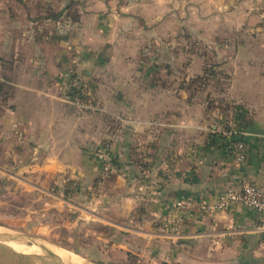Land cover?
I'll list each match as a JSON object with an SVG mask.
<instances>
[{
    "label": "crops",
    "instance_id": "1",
    "mask_svg": "<svg viewBox=\"0 0 264 264\" xmlns=\"http://www.w3.org/2000/svg\"><path fill=\"white\" fill-rule=\"evenodd\" d=\"M17 2L27 8L22 14ZM171 4L181 9L169 13ZM221 5L220 0H0V10L6 6L0 11V195L9 180L31 187L40 181L42 189L54 185L64 198L73 190L92 191L101 174L93 152L110 141L112 220L106 221L130 230L131 205L145 201L143 254L158 264H264L257 218L245 206L192 214L177 236L160 232L177 200L212 202L242 176L264 187V46L262 55L248 59L241 48L243 62L230 69V118L213 115L197 128L202 120L180 112L177 101L166 103L164 92L149 85L148 71L140 78L125 73L136 72L124 61L134 52L116 40L133 31L125 29L135 21L140 36L166 15L177 20L212 11L213 20L220 19ZM68 71L81 79L83 108L63 97L60 75ZM231 125L245 146L240 165L223 147L222 133ZM134 151L141 152L140 159L131 156ZM138 164L147 187L142 194L132 192L135 178L127 176ZM122 212L128 217L118 218Z\"/></svg>",
    "mask_w": 264,
    "mask_h": 264
},
{
    "label": "rangeland",
    "instance_id": "2",
    "mask_svg": "<svg viewBox=\"0 0 264 264\" xmlns=\"http://www.w3.org/2000/svg\"><path fill=\"white\" fill-rule=\"evenodd\" d=\"M220 1L223 2L218 11L220 19L213 20L212 11L205 16L181 15L177 20L166 15L158 25L149 23L147 32L143 30L140 36L137 33L140 23L127 24L125 30L129 27L134 32L128 29L118 33L116 39L134 52L124 61L135 65L136 72L125 73L140 78L148 71L149 85L164 92L166 103L171 105L172 101H177L180 112L191 113L197 121L202 120L197 128L207 125L205 118L213 115L220 119L230 118L231 105L226 94L230 69L236 68L235 63L240 58L243 62L241 48H246L244 58L248 59L262 55L264 46V0ZM15 6L20 14L27 10L18 2ZM170 6L169 13L173 8L181 9H176L177 4ZM5 8L3 6V10ZM3 10L0 11L4 14ZM78 101L82 103L81 99ZM107 143L111 146L110 141ZM131 153L134 159L141 158L140 151ZM111 169L101 170L97 188L83 193L73 190L66 198L62 191L54 189V185L42 189L40 181L38 187H31L9 180L5 193L0 195V235L34 245L39 251L37 256H46L43 248L54 247L94 264H158L155 257L143 254L148 248L141 221L142 209L147 205L145 201H135L131 205L130 230L125 231L124 224L114 229L106 221L112 220ZM141 173L139 164L127 171V176L135 178L133 193L142 194L147 189L142 185ZM121 179L120 184L125 178ZM92 211L100 216L91 214ZM125 216L128 214L122 212L118 218ZM160 232L163 233L162 227ZM48 261L53 262L50 258Z\"/></svg>",
    "mask_w": 264,
    "mask_h": 264
},
{
    "label": "built area",
    "instance_id": "3",
    "mask_svg": "<svg viewBox=\"0 0 264 264\" xmlns=\"http://www.w3.org/2000/svg\"><path fill=\"white\" fill-rule=\"evenodd\" d=\"M60 83L63 90V97L67 103L75 107H80L78 99L84 96V90L81 79L72 72H64L60 75ZM81 92V94H79ZM83 93V94H82ZM224 131L223 147L231 160L237 164H242L245 159V146L241 141V132L235 128ZM110 147H101L94 155L100 162L101 170L107 172L111 168ZM245 206L253 211L257 218L254 231L260 236V244L264 246V187L257 186L242 176L238 184L234 187H228L221 192L214 201L205 202L196 200L192 197L177 200L172 207L168 209L162 220L163 233L170 237L180 234V229L186 217L196 214L199 216L213 212H223L232 206Z\"/></svg>",
    "mask_w": 264,
    "mask_h": 264
},
{
    "label": "water",
    "instance_id": "4",
    "mask_svg": "<svg viewBox=\"0 0 264 264\" xmlns=\"http://www.w3.org/2000/svg\"><path fill=\"white\" fill-rule=\"evenodd\" d=\"M4 241H1V240ZM6 243H16L19 245L34 246L19 243L15 238L9 237L7 235H0V264H56L54 262L48 261V254L46 249H41L46 252V256H31L19 254L12 249H10ZM89 263V262H88ZM94 264V263H90Z\"/></svg>",
    "mask_w": 264,
    "mask_h": 264
},
{
    "label": "bare ground",
    "instance_id": "5",
    "mask_svg": "<svg viewBox=\"0 0 264 264\" xmlns=\"http://www.w3.org/2000/svg\"><path fill=\"white\" fill-rule=\"evenodd\" d=\"M1 234V233H0ZM5 234V233H4ZM14 236V235H13ZM12 237V236H11ZM17 237V236H16ZM19 239V238H18ZM25 239V238H24ZM23 239V240H24ZM28 239V238H27ZM22 240V239H21ZM22 240V241H23ZM28 241V240H27ZM35 241V240H30ZM24 244V243H23ZM13 251L24 255H37L39 251L34 246L19 245L16 243H6ZM39 246V245H38ZM38 248V247H37ZM40 248V247H39ZM41 250V249H40ZM48 257L56 264H90L80 259L75 254L66 252L59 248L46 247ZM42 251V250H41ZM46 254V253H45Z\"/></svg>",
    "mask_w": 264,
    "mask_h": 264
},
{
    "label": "trees",
    "instance_id": "6",
    "mask_svg": "<svg viewBox=\"0 0 264 264\" xmlns=\"http://www.w3.org/2000/svg\"><path fill=\"white\" fill-rule=\"evenodd\" d=\"M58 16H59V15L55 16V18H57ZM82 92H83V89H82ZM79 94H81V92H80ZM82 94H83V93H82ZM82 98H83V95H82ZM229 110H231V109H229ZM236 112H237V108L235 107V108H234V113L237 114ZM234 116H235V115H234ZM226 125L229 126L228 123H227ZM228 129H230V127H228L225 131H228ZM222 140L224 141V137H223V136H222ZM105 146L108 147L109 144H104V145H102L103 148H105ZM224 151H225V150H224ZM112 162H113V159H111V162H110V166H111V167H112ZM100 166H101V165H100ZM67 193H69V192H67Z\"/></svg>",
    "mask_w": 264,
    "mask_h": 264
}]
</instances>
